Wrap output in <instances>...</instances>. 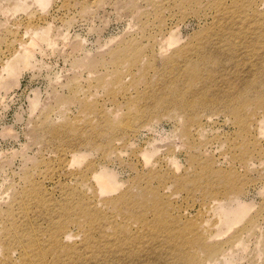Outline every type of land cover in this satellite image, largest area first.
I'll return each mask as SVG.
<instances>
[{
  "label": "rangeland",
  "instance_id": "374dc122",
  "mask_svg": "<svg viewBox=\"0 0 264 264\" xmlns=\"http://www.w3.org/2000/svg\"><path fill=\"white\" fill-rule=\"evenodd\" d=\"M261 3L0 0V264H264Z\"/></svg>",
  "mask_w": 264,
  "mask_h": 264
},
{
  "label": "bare ground",
  "instance_id": "6f19581e",
  "mask_svg": "<svg viewBox=\"0 0 264 264\" xmlns=\"http://www.w3.org/2000/svg\"><path fill=\"white\" fill-rule=\"evenodd\" d=\"M252 5H253V3H252ZM259 7H262L263 6V4L261 3V4H259L258 5ZM264 7V6H263ZM164 51V50H163ZM162 51V52H163ZM161 52V51H160ZM161 52V53H162ZM238 111H235L234 113H237ZM236 115V114H235ZM238 117H239V115H238ZM218 204H216V206H217ZM226 211V210H225ZM229 212V211H228ZM80 214H81V217L83 218V220L85 221V222H83V225L85 224V223H88L87 224V226L88 227H85V229H86V233H85V235H87V237H88V234L91 232V231H94V229H96V226H95V217L93 216V213H90V212H88V211H82V209H81V211L79 212ZM230 213V212H229ZM156 216H160V214H158V215H156ZM160 223V221H158V224ZM148 227V226H147ZM151 228H152V226H151ZM155 228H156V230H158L160 227L159 226H155ZM162 230H166V228H164V229H162ZM65 238L66 239H70V238H72L71 236H69V234L68 235H66L65 236ZM196 240H199V236H198V238H196L195 239V241ZM205 240V239H204ZM203 240V241H204ZM85 241L87 242V248L90 246V240L88 239V238H86L85 239ZM176 242V244L175 243H173V242ZM202 240H201V238H200V240H199V242L198 243H196V245L197 244H199V245H201V246H204L203 244H206L207 242H206V240H205V242L206 243H204ZM121 242H125V241H121ZM184 242V240L182 239V237H181V241L180 242H178V238L176 237V236H171L169 239H168V242L167 243H169L171 246H173V247H175V248H177L178 249V251L176 252V264H186V262L187 263H190V264H209L210 262H215L216 260H217V257L220 255H223L222 253H223V251H224V253L226 252V250H222V249H218L217 247H215V246H204L203 248L202 247H200V246H198L197 245V247H200V248H202V249H200V250H202L203 252L205 251L207 254H205V255H207L208 256V258H206L207 260H205L204 262H202V260L199 262V260L198 261H196L197 260V258H194V256L195 255H193L192 253H191V251H190V253H189V251L188 252H183L184 250H182L181 248H180V246L182 245V243ZM200 242H201V244H200ZM62 248H64L65 250H67V251H72V248L71 247H68V246H65V245H62L61 243H59V242H57ZM193 244V243H192ZM180 245V246H179ZM194 246H196L195 244H193ZM207 245V244H206ZM177 246V247H176ZM183 246V245H182ZM192 246V245H191ZM193 246V247H194ZM192 247V248H193ZM180 249L182 250V251H180ZM194 250H197V248L196 249H194ZM193 250V251H194ZM199 250V251H200ZM115 251V253H113V252H111V250H104V251H99L98 250V248H97V251L96 250H92V253H91V257L92 258H97V257H103L102 255H99L100 253H104V254H106V255H108L107 257V261L109 262V264H135L133 261H132V259H134V256H132V255H129V254H126L128 251H126V252H124V253H122V251L123 250H120V249H116V250H114ZM228 252H226V254H227ZM69 254V253H68ZM196 254V253H195ZM99 255V256H98ZM206 256V257H207ZM220 256H219V258H220ZM226 256V255H225ZM221 258H222V256H221ZM77 259L79 260V258H78V256H77ZM60 260V259H59ZM219 260V259H218ZM66 261L68 262V263H72V262H74L75 264L77 263V261H75L74 260V258L72 257V256H69V257H67L66 258ZM79 262V261H78ZM131 262V263H130ZM136 264H138V263H136ZM141 264V263H140Z\"/></svg>",
  "mask_w": 264,
  "mask_h": 264
}]
</instances>
